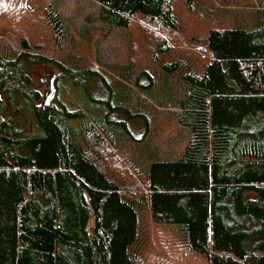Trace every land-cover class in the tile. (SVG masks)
Wrapping results in <instances>:
<instances>
[{
	"label": "trees",
	"instance_id": "1",
	"mask_svg": "<svg viewBox=\"0 0 264 264\" xmlns=\"http://www.w3.org/2000/svg\"><path fill=\"white\" fill-rule=\"evenodd\" d=\"M93 1L108 34L138 16L149 36L132 44L186 85L172 114L187 141L145 169L119 153L129 131L116 117L145 131L155 117L152 96L131 103L153 72L42 55L41 39L66 41L63 20L54 4L22 8L6 23L21 49L0 53V264H264V6L250 27L208 22L180 55L176 0ZM41 63L59 71L50 98L32 81Z\"/></svg>",
	"mask_w": 264,
	"mask_h": 264
},
{
	"label": "rangeland",
	"instance_id": "2",
	"mask_svg": "<svg viewBox=\"0 0 264 264\" xmlns=\"http://www.w3.org/2000/svg\"><path fill=\"white\" fill-rule=\"evenodd\" d=\"M194 9L188 10L186 0H176L175 8L181 19L179 37L175 38L174 53L185 55L197 50L192 48L196 34L205 30L214 21L213 26L231 27L243 25L250 27L254 24V13L264 6V0H192ZM50 3L57 7L66 30V41L59 50L53 49L47 40L41 39L42 49L38 53L47 57H53L66 62L71 58H78L80 66L97 68L105 74L115 76L118 66L132 64L135 74L139 68L149 69L154 75V87L144 93L143 90L132 86V102L142 94L152 96V104L155 108L153 117L149 122V128L145 131L143 125L134 119L128 118L126 113H120L116 118L125 122L128 135L119 138V153L124 157L134 160L140 169H145L153 158L175 156L180 153L187 141V131L177 126L172 114L173 110H179V99L187 89L186 85L176 78L165 79L160 73L159 66L146 60L145 46L138 41L132 44L134 36L148 37L139 17L134 18L133 25L128 30L116 29L108 34L107 26L98 19L99 3L93 0H28L24 10L31 4ZM38 7L33 6V10ZM28 9V14H30ZM21 12V10H20ZM19 12V16L24 12ZM32 14V13H31ZM0 53L5 57H13L20 47V31L13 30L6 25L8 18L11 20L15 14L7 12L0 15ZM7 18V19H6ZM10 22V21H9ZM37 22V21H36ZM34 23V26L36 24ZM211 25V24H210ZM143 26V25H142ZM33 32V31H32ZM41 29L38 30V33ZM165 34V33H164ZM40 37V36H39ZM200 44V43H198ZM202 53H199L201 56ZM146 55V54H145ZM199 60L196 64L199 65ZM72 63V62H71ZM58 69L54 64L41 63L35 65L32 70L34 86L49 98L54 93V86ZM47 80L48 86L43 90L40 80ZM134 77V76H133ZM45 88V87H44ZM73 87L71 96L75 93ZM169 94L172 98H169Z\"/></svg>",
	"mask_w": 264,
	"mask_h": 264
},
{
	"label": "clouds",
	"instance_id": "3",
	"mask_svg": "<svg viewBox=\"0 0 264 264\" xmlns=\"http://www.w3.org/2000/svg\"><path fill=\"white\" fill-rule=\"evenodd\" d=\"M25 6L24 0H0V12H7L10 15L17 14V19L20 10Z\"/></svg>",
	"mask_w": 264,
	"mask_h": 264
},
{
	"label": "flooded vegetation",
	"instance_id": "4",
	"mask_svg": "<svg viewBox=\"0 0 264 264\" xmlns=\"http://www.w3.org/2000/svg\"><path fill=\"white\" fill-rule=\"evenodd\" d=\"M41 84L43 85V90L46 89V87L48 86V83H47V80L43 77L41 80H40ZM45 87V88H44ZM45 94V93H44Z\"/></svg>",
	"mask_w": 264,
	"mask_h": 264
}]
</instances>
